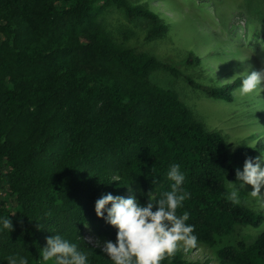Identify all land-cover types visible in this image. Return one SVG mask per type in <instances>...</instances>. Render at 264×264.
<instances>
[{
    "label": "trees",
    "instance_id": "obj_1",
    "mask_svg": "<svg viewBox=\"0 0 264 264\" xmlns=\"http://www.w3.org/2000/svg\"><path fill=\"white\" fill-rule=\"evenodd\" d=\"M110 8L145 25L148 42L169 33L170 24L147 3L0 0V215L10 214L12 223L11 232L0 235V261L20 252L35 264L37 247L54 231L86 249L90 264H109L101 247L115 242L116 230L95 215V201L130 192L144 205L152 187L167 190L162 174L175 162L190 193L177 213L189 212L198 244L214 250L219 264H264V232L252 243L223 244L238 228L264 222V212L232 206L224 195L235 170L264 143L232 150L176 91L155 85L156 71L175 78L181 72L118 42L102 21ZM197 62L190 53L187 63ZM187 81L225 101L239 84ZM153 167L161 176L157 185ZM113 177L119 182L109 183ZM163 264L214 263L177 252Z\"/></svg>",
    "mask_w": 264,
    "mask_h": 264
},
{
    "label": "rangeland",
    "instance_id": "obj_2",
    "mask_svg": "<svg viewBox=\"0 0 264 264\" xmlns=\"http://www.w3.org/2000/svg\"><path fill=\"white\" fill-rule=\"evenodd\" d=\"M131 1L147 3L160 11L170 24L164 39L146 41L145 25L128 22L115 8L107 10L102 21L118 42L173 64L181 72L175 78L162 70L156 71L152 82L176 91L207 130L219 132L225 140L230 138L237 144H230L232 150L242 145L257 147L258 143L248 141L264 137V92L245 98L233 95L232 101L218 100L194 90L187 78L203 85H222L232 82L227 80L240 72L264 68V0ZM190 53L198 59L197 63H187ZM250 190L251 186H246L241 194ZM261 191L264 193V189ZM128 197H132L130 192ZM263 232L264 222L259 228L240 227L223 244H235L239 239L252 243ZM86 236L96 240L89 228ZM189 253L219 264L215 251L201 244Z\"/></svg>",
    "mask_w": 264,
    "mask_h": 264
},
{
    "label": "clouds",
    "instance_id": "obj_3",
    "mask_svg": "<svg viewBox=\"0 0 264 264\" xmlns=\"http://www.w3.org/2000/svg\"><path fill=\"white\" fill-rule=\"evenodd\" d=\"M237 78L239 84L230 94L245 98L264 92V68L240 72L227 81ZM224 141L237 145L230 138ZM258 142H264V137L248 141L250 144ZM256 150L258 156L247 157L242 170H235V182L227 181L224 195L232 206L264 211V193L261 191L264 189V150ZM150 175L152 185H157L161 176L155 167ZM162 178L167 181V190L156 193L152 187L144 205L135 197L125 198L111 193L103 194L95 201V215L116 230L115 242L107 240L101 247L109 264H163L177 252L189 253L197 247L195 226L188 223L189 212L177 213L190 199V193L185 188V173L179 164L173 162L167 166ZM119 179L113 177L109 183L119 182ZM246 186H251V190L242 195L241 190H245ZM9 215H0V235L12 230ZM51 232L54 234L46 238L45 246L37 247L35 264H90V253L86 249L71 242L64 234ZM88 243H92L91 238ZM96 246L100 245L97 243ZM4 262L30 264L29 257L20 252L4 256L0 264Z\"/></svg>",
    "mask_w": 264,
    "mask_h": 264
}]
</instances>
